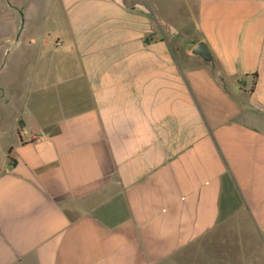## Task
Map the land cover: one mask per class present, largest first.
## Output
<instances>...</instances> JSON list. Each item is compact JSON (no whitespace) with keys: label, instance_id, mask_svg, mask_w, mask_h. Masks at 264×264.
Here are the masks:
<instances>
[{"label":"crops","instance_id":"0c3cea01","mask_svg":"<svg viewBox=\"0 0 264 264\" xmlns=\"http://www.w3.org/2000/svg\"><path fill=\"white\" fill-rule=\"evenodd\" d=\"M22 9L0 264H264V0Z\"/></svg>","mask_w":264,"mask_h":264},{"label":"rangeland","instance_id":"374dc122","mask_svg":"<svg viewBox=\"0 0 264 264\" xmlns=\"http://www.w3.org/2000/svg\"><path fill=\"white\" fill-rule=\"evenodd\" d=\"M26 0H0V63L8 49L14 44L22 25L23 5ZM11 34V35H10ZM9 35V37H7ZM0 116L6 118L10 112L0 109Z\"/></svg>","mask_w":264,"mask_h":264},{"label":"water","instance_id":"95a60500","mask_svg":"<svg viewBox=\"0 0 264 264\" xmlns=\"http://www.w3.org/2000/svg\"><path fill=\"white\" fill-rule=\"evenodd\" d=\"M23 26V20H22V25ZM191 53L197 56H200L204 62H206L209 66L212 68H215V60L210 52L209 48L207 47L206 43L204 42H198L195 44V46L192 48Z\"/></svg>","mask_w":264,"mask_h":264}]
</instances>
